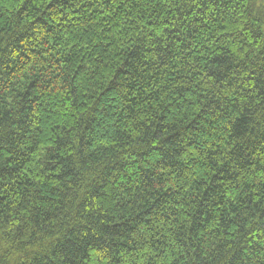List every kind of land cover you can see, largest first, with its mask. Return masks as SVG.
<instances>
[{
    "label": "trees",
    "instance_id": "16d2710c",
    "mask_svg": "<svg viewBox=\"0 0 264 264\" xmlns=\"http://www.w3.org/2000/svg\"><path fill=\"white\" fill-rule=\"evenodd\" d=\"M0 264H264V0H0Z\"/></svg>",
    "mask_w": 264,
    "mask_h": 264
}]
</instances>
